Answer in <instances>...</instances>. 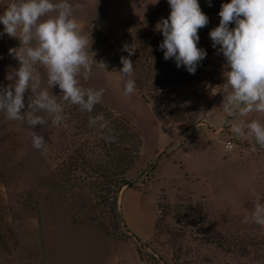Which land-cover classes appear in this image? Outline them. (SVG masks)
Masks as SVG:
<instances>
[{"label": "rangeland", "instance_id": "rangeland-1", "mask_svg": "<svg viewBox=\"0 0 264 264\" xmlns=\"http://www.w3.org/2000/svg\"><path fill=\"white\" fill-rule=\"evenodd\" d=\"M229 2L198 0L209 23L198 30L197 47L207 56L195 78L178 87L177 103L187 121L199 124H162L137 87L124 95L120 69L93 66L87 81L80 77L86 88H104L102 107L142 135L138 162L127 174L132 188L118 193L110 185L113 141L104 135L116 134L89 126V115L101 113L98 104L92 113L65 104L61 125L37 126L47 144L42 151L33 148L31 129L0 114V264H264V227L243 222L254 202L264 204V149L253 152L252 136L232 132L240 121L264 124V113L241 117L220 108L226 61L208 35ZM86 6L88 36L97 28L107 40L97 34L89 41L96 62L103 52L114 57L124 45L135 47L151 17L145 29L162 43L156 26L171 11L167 0H86ZM3 37L0 86L7 87L5 77L19 62ZM52 91L60 94L58 86Z\"/></svg>", "mask_w": 264, "mask_h": 264}, {"label": "clouds", "instance_id": "clouds-1", "mask_svg": "<svg viewBox=\"0 0 264 264\" xmlns=\"http://www.w3.org/2000/svg\"><path fill=\"white\" fill-rule=\"evenodd\" d=\"M158 2V0H156ZM171 9L167 19H161L157 30L163 35L159 45L164 59H174L177 68L185 67L195 74L207 52L198 48V30L206 27L208 17L202 12L198 0H167ZM211 6V0H208ZM82 8L70 0H11L2 15L4 26L0 35L7 34L20 41L19 48H10L9 55L19 62L18 70H10L6 79L11 83L0 86V114L27 126L31 143L36 150H46L44 136L35 131L51 121L54 126L65 120L64 105L78 106L92 113L102 103L104 88L84 87L93 66L106 70L103 62L93 59L89 36L80 28L76 13ZM219 25L209 32L212 47L218 48L226 61L223 72L225 90L220 108L241 117L264 113V0H230L221 4ZM234 24V27L230 25ZM128 57L121 56L122 68L117 72L123 84L124 95L136 90L133 79L134 65L129 58L134 47L124 45ZM111 73V72H109ZM59 95L53 94L57 87ZM230 89V91H229ZM30 93L25 105V94ZM21 110H24L23 113ZM89 126L98 128L102 135L107 129L103 113L89 115ZM232 132L238 138L252 136V151L264 149V124L258 120L234 123ZM104 139L114 141L108 130ZM231 149L233 146L228 144ZM245 223L264 227V204L254 202Z\"/></svg>", "mask_w": 264, "mask_h": 264}, {"label": "trees", "instance_id": "trees-1", "mask_svg": "<svg viewBox=\"0 0 264 264\" xmlns=\"http://www.w3.org/2000/svg\"><path fill=\"white\" fill-rule=\"evenodd\" d=\"M153 20L152 17L148 18L141 25L140 33H145V36L141 37L142 35L140 34L136 37L135 54L129 57L134 65V76L138 93L144 101L151 104L154 114L162 124L189 122L178 110L177 89L179 86H185L190 80H193L199 70L197 68L195 74H189L185 67H183V71L175 69L173 67L174 59L167 61L164 59V53H160L156 49V46L161 43L160 39L145 29L148 26H153ZM97 34L103 37L104 43H107L106 36L95 28L89 35L91 44H94ZM111 49L113 48L111 47ZM121 56L128 57V53L123 51L119 56L111 57L107 52H103L97 56V59L99 62L105 63L107 70L114 71L123 67L120 63ZM97 107L105 117L107 129L113 130L114 134H116L115 138L117 141H113L111 149L113 152V170L110 174H112L113 179L110 185H114L115 190L119 193L124 186L128 188L135 186L128 179L127 174L138 162L142 147V135L139 129L124 117L108 112L101 104H98ZM199 123L200 120L195 118L188 125L193 127ZM109 153L110 151H108ZM103 168L101 167V169ZM107 173L106 170L103 176L107 177Z\"/></svg>", "mask_w": 264, "mask_h": 264}, {"label": "crops", "instance_id": "crops-1", "mask_svg": "<svg viewBox=\"0 0 264 264\" xmlns=\"http://www.w3.org/2000/svg\"><path fill=\"white\" fill-rule=\"evenodd\" d=\"M11 2V0H0V11L3 13L6 9V7L8 6V4ZM82 8L83 11L76 13L77 16V20L78 23L80 25V28L83 30V32H85L87 34V27H86V0L82 1ZM96 23V22H95ZM2 39H5L8 42V46H11L12 48H19L20 45V41L16 38H11L9 37L7 34H4V37ZM13 42V43H12ZM12 43V44H11Z\"/></svg>", "mask_w": 264, "mask_h": 264}, {"label": "built area", "instance_id": "built-area-1", "mask_svg": "<svg viewBox=\"0 0 264 264\" xmlns=\"http://www.w3.org/2000/svg\"><path fill=\"white\" fill-rule=\"evenodd\" d=\"M3 13L0 11V15H2ZM200 66L203 68V62L200 63ZM228 144H231V143H228ZM227 144V145H228ZM228 148V147H227Z\"/></svg>", "mask_w": 264, "mask_h": 264}]
</instances>
